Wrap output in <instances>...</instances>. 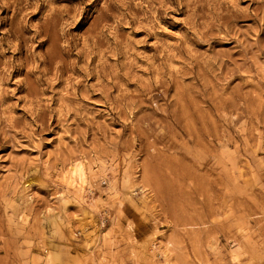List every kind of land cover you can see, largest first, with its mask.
Masks as SVG:
<instances>
[{
	"label": "rangeland",
	"instance_id": "obj_1",
	"mask_svg": "<svg viewBox=\"0 0 264 264\" xmlns=\"http://www.w3.org/2000/svg\"><path fill=\"white\" fill-rule=\"evenodd\" d=\"M0 264H264V0H0Z\"/></svg>",
	"mask_w": 264,
	"mask_h": 264
}]
</instances>
